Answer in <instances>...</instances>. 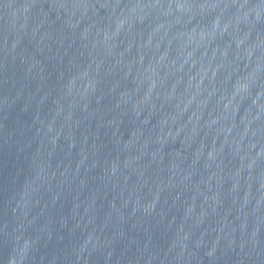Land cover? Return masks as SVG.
<instances>
[{"label": "water", "instance_id": "water-1", "mask_svg": "<svg viewBox=\"0 0 264 264\" xmlns=\"http://www.w3.org/2000/svg\"><path fill=\"white\" fill-rule=\"evenodd\" d=\"M0 264H264V0H0Z\"/></svg>", "mask_w": 264, "mask_h": 264}]
</instances>
